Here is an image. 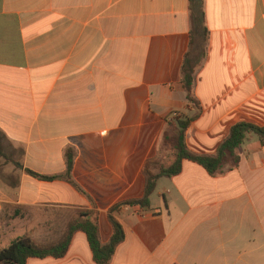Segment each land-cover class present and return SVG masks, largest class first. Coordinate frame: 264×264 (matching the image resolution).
<instances>
[{"label": "crops", "instance_id": "crops-1", "mask_svg": "<svg viewBox=\"0 0 264 264\" xmlns=\"http://www.w3.org/2000/svg\"><path fill=\"white\" fill-rule=\"evenodd\" d=\"M204 14L195 109L180 83L188 0H0L1 144L21 166L14 186L0 188L1 211L16 216L0 229V250L24 235L54 241L86 213L102 245L110 217L123 230L110 264H264V146L254 135L235 151V168L211 176L183 161L156 181L148 207L110 213L143 198L144 166L163 159L175 115H196L185 144L200 156L215 155L236 123L264 127V0H204ZM66 150L82 192L25 172L63 175ZM26 264L95 262L78 231L64 257Z\"/></svg>", "mask_w": 264, "mask_h": 264}, {"label": "trees", "instance_id": "trees-1", "mask_svg": "<svg viewBox=\"0 0 264 264\" xmlns=\"http://www.w3.org/2000/svg\"><path fill=\"white\" fill-rule=\"evenodd\" d=\"M188 12L190 18L189 44L184 55L180 69V83L185 92L188 105L197 109V102L193 97L194 74L201 66L206 56L208 45V30L205 25L204 0H188ZM196 117L193 115H175L167 122V127L162 136L161 145L169 147L174 153V160L168 167L158 166L153 161L145 164V187L144 196L141 200L121 203L114 206L110 213L116 212L123 205H139L142 208L149 206L148 198L155 189L156 181L159 178H171L178 175L182 168L183 161H189L202 167L209 175L215 176L235 168L238 164V157L235 151L243 144L249 135H254L260 144L264 146V127H257L247 123H236L230 129L218 146L215 155L200 156L191 153L185 144V132L190 122ZM3 135L0 133V159L4 163H12L16 168L20 164L9 160L2 148ZM8 159V160H7ZM66 171L61 176L45 177L36 175L25 170L27 175L42 181L64 180L82 192L71 179L73 167V153L66 150L65 153ZM153 170L157 172L154 174ZM86 213H80L77 218L70 220L64 232L57 241L53 243L40 244L27 236H20L0 250V264H26L30 258L42 259L45 257L62 258L65 256L74 233L81 231L86 235L88 245L93 255L95 264H110L115 248L124 238L121 226L112 217L109 221L113 228L112 236L106 245L100 243L98 227L95 223L86 219Z\"/></svg>", "mask_w": 264, "mask_h": 264}, {"label": "rangeland", "instance_id": "rangeland-1", "mask_svg": "<svg viewBox=\"0 0 264 264\" xmlns=\"http://www.w3.org/2000/svg\"><path fill=\"white\" fill-rule=\"evenodd\" d=\"M2 148H3V152L5 155L9 154L10 158L8 157V155H6L9 158V160H12L14 162H19L16 159L18 157V154L14 150H12L8 145L3 143ZM161 149H162V153L164 154L163 159H161L162 162L160 160L155 161V162L158 164V166L168 167L174 160V153L169 147H166L164 145L161 146ZM20 173L21 171L18 170L12 163L7 162L5 164L4 160L0 159V188H3V187L5 188V185L14 186V184L19 180ZM14 217H16L14 216V212L8 211L7 209L3 208L0 214L1 227H3L5 224H9L13 220ZM18 219L21 220L22 216H19ZM58 231H60V229L58 230L56 229L55 232L52 233V235H50V240L52 239H55V240L50 241L48 243H53L57 241L59 238H61L64 230L63 231L61 230L62 233H60L59 238L57 234Z\"/></svg>", "mask_w": 264, "mask_h": 264}, {"label": "built area", "instance_id": "built-area-1", "mask_svg": "<svg viewBox=\"0 0 264 264\" xmlns=\"http://www.w3.org/2000/svg\"><path fill=\"white\" fill-rule=\"evenodd\" d=\"M0 214H1V208H0ZM0 229H1V222H0Z\"/></svg>", "mask_w": 264, "mask_h": 264}]
</instances>
